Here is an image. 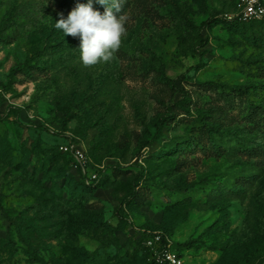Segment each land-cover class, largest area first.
<instances>
[{"label":"rangeland","instance_id":"rangeland-1","mask_svg":"<svg viewBox=\"0 0 264 264\" xmlns=\"http://www.w3.org/2000/svg\"><path fill=\"white\" fill-rule=\"evenodd\" d=\"M86 2L0 0V264H264V18L123 0L85 66Z\"/></svg>","mask_w":264,"mask_h":264},{"label":"clouds","instance_id":"clouds-1","mask_svg":"<svg viewBox=\"0 0 264 264\" xmlns=\"http://www.w3.org/2000/svg\"><path fill=\"white\" fill-rule=\"evenodd\" d=\"M123 0H87L77 3L67 17L59 13L55 28L65 36L80 40V61L85 66L109 62L119 50L126 27L121 15ZM94 3L104 6V12L94 9Z\"/></svg>","mask_w":264,"mask_h":264},{"label":"built area","instance_id":"built-area-1","mask_svg":"<svg viewBox=\"0 0 264 264\" xmlns=\"http://www.w3.org/2000/svg\"><path fill=\"white\" fill-rule=\"evenodd\" d=\"M227 18H240L246 21L262 19L264 18V3H262L261 0H242V3L240 4V10L237 15H227ZM4 98H6V96L4 95L3 89L0 87V117L2 116ZM78 160L80 163H82L81 159ZM156 239L159 240L160 238L156 237ZM149 243H152L151 240H149ZM161 260V262L167 260L173 261L170 255H166V257Z\"/></svg>","mask_w":264,"mask_h":264},{"label":"trees","instance_id":"trees-1","mask_svg":"<svg viewBox=\"0 0 264 264\" xmlns=\"http://www.w3.org/2000/svg\"><path fill=\"white\" fill-rule=\"evenodd\" d=\"M255 21H259V20H249V21H246V20H243V19H240V18H235V19H233L231 21H228V22L233 23V24H242V25L245 24L246 25V24H249V23H253ZM67 118H69V115H67ZM1 119L2 118L0 117V120ZM157 264H159V263H157ZM161 264H170V263L168 261H163Z\"/></svg>","mask_w":264,"mask_h":264}]
</instances>
